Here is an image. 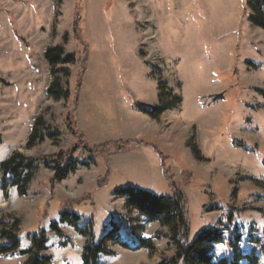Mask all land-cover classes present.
I'll return each mask as SVG.
<instances>
[{
  "label": "rangeland",
  "instance_id": "374dc122",
  "mask_svg": "<svg viewBox=\"0 0 264 264\" xmlns=\"http://www.w3.org/2000/svg\"><path fill=\"white\" fill-rule=\"evenodd\" d=\"M253 1L0 0V164L13 153L42 163L62 152L77 167L54 181L39 165L26 196L0 188V215L19 221L20 250L42 230L51 264H82L85 240L58 215L71 202L93 218L98 241L114 216L156 247L149 255L106 241L112 254L98 264L172 256L167 228L129 212L114 195L134 187L167 197L180 190L190 243L214 228L223 236L214 256H256L264 264V30L250 21L257 12L264 20V9L247 7ZM50 48L74 62L52 68ZM53 82L67 99L49 96ZM160 96L179 100L156 120L139 112L158 106ZM39 117L58 135L29 148ZM118 142L133 145L123 153L84 148ZM154 148L166 158L167 175ZM24 261L0 255V264Z\"/></svg>",
  "mask_w": 264,
  "mask_h": 264
},
{
  "label": "trees",
  "instance_id": "16d2710c",
  "mask_svg": "<svg viewBox=\"0 0 264 264\" xmlns=\"http://www.w3.org/2000/svg\"><path fill=\"white\" fill-rule=\"evenodd\" d=\"M247 7L255 11L264 9V0L249 2ZM250 21L257 28L264 30V20L258 12L256 17L250 18ZM45 58L52 68L74 62L73 57H64V51L61 48L48 49ZM47 93L56 101L68 98V93L62 91L57 82H53L50 85ZM159 98L158 106L152 108L137 107L139 112L156 120L166 110L174 107L179 100L174 97L171 101L165 102L162 101L161 96ZM57 135V133L51 132L50 128L45 125L43 119L39 117L32 126L27 146L31 148L37 142H42L45 137L52 139ZM79 140L82 142L83 137L79 136ZM132 145L131 142H118L92 148L84 146V148L89 153L94 152L96 154H103L109 149H112L115 153H123ZM153 151L160 160L163 174L167 175L165 169L166 158L156 148ZM39 165L53 171L54 181L65 180L68 175L74 174L77 169L76 163L70 157L67 158L62 152L52 160L42 163L24 157L19 153H13L9 159L0 164L2 173L1 190L7 194L8 190L16 189L19 195L26 196L32 175L38 169ZM114 195L126 200V208L129 212L137 213L147 223H158L162 227L167 228L170 245L174 248V254L172 256H163L157 264H239L242 260L246 261V264H258L259 262L256 256L249 258L248 256L238 257L235 255L231 260L226 257L218 258L214 256V246L223 242L222 233L214 228L202 232L190 243L187 203L184 194L180 190L176 191L173 196L167 197L156 196L134 187H126L115 190ZM70 205L71 202L61 205L58 215L61 224L72 228L85 240L80 256L82 264H98L100 256L112 254L104 248L106 241L112 242L131 252L145 250L149 255H153L156 252V247L151 240L140 239L136 235L135 229H129L128 225L125 227L123 221L116 219L114 216L110 217L105 227L107 232L98 241L94 231L93 218H83ZM51 229L58 236H62L57 229L56 223H51ZM19 232V221L7 215H0V242H2L0 245V255L18 254L25 258L23 264H51V257L44 254L46 251V237L44 232L40 230L31 234L29 238L31 246L25 251L20 250Z\"/></svg>",
  "mask_w": 264,
  "mask_h": 264
}]
</instances>
